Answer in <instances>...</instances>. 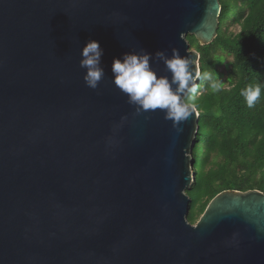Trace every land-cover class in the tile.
<instances>
[{"label":"water","instance_id":"water-1","mask_svg":"<svg viewBox=\"0 0 264 264\" xmlns=\"http://www.w3.org/2000/svg\"><path fill=\"white\" fill-rule=\"evenodd\" d=\"M221 11L219 0H0V264H264V193L224 191L187 219L197 109L178 130L159 109L137 114L112 82L113 58L141 50L170 81L157 51L200 71L186 37L211 44ZM89 40L103 49L95 90L79 66Z\"/></svg>","mask_w":264,"mask_h":264},{"label":"trees","instance_id":"trees-1","mask_svg":"<svg viewBox=\"0 0 264 264\" xmlns=\"http://www.w3.org/2000/svg\"><path fill=\"white\" fill-rule=\"evenodd\" d=\"M222 11L217 37L201 46L187 36L199 53L201 79L188 102L199 112V132L192 152L194 181L188 221L194 224L210 201L224 191L264 193V0H219ZM230 26L239 28L229 32ZM219 50L232 58L226 64L228 87L213 91L203 73L223 63ZM260 83L261 97L248 107L241 92ZM199 92V95H197ZM213 158H218L213 160Z\"/></svg>","mask_w":264,"mask_h":264},{"label":"clouds","instance_id":"clouds-1","mask_svg":"<svg viewBox=\"0 0 264 264\" xmlns=\"http://www.w3.org/2000/svg\"><path fill=\"white\" fill-rule=\"evenodd\" d=\"M80 54L82 59L79 66L85 69V85L95 90L104 78V69L101 67L103 49L98 41L89 40ZM154 56L163 62L171 74V81L167 76L157 75L150 64L153 54L141 50L139 53H125L122 57L113 58L112 82L127 97V102L134 106L137 114L159 109L164 113L165 119L170 120L173 127L180 130L178 125L198 115L195 105L188 101L197 92L195 82L201 79L202 74L198 68H193L190 57L181 56L175 48L171 50L170 57L163 51H157ZM203 79L211 82L213 91L218 92L223 86L213 70L203 73ZM261 91L262 86L257 83L248 85L241 92L248 107L254 106L260 99Z\"/></svg>","mask_w":264,"mask_h":264},{"label":"rangeland","instance_id":"rangeland-1","mask_svg":"<svg viewBox=\"0 0 264 264\" xmlns=\"http://www.w3.org/2000/svg\"><path fill=\"white\" fill-rule=\"evenodd\" d=\"M238 30H239V28L237 26H230V28H229V32H232V33H237ZM190 50L195 51V48L190 47ZM215 53L216 54H220V55L223 56V63L222 64H218L216 66V70H217L218 74H220V76L218 77V80L223 84L222 87L227 88L229 85H228V82L226 80V75H227V71H228V68L226 67V64L229 63L230 61H232V58L230 56H227L226 54H222L219 50L215 51ZM197 95H199V92H198ZM215 159L216 158H213V160H215ZM216 160L218 161L219 159L217 158ZM200 217L201 216H198V218H197L196 222L194 223V225L198 222Z\"/></svg>","mask_w":264,"mask_h":264}]
</instances>
